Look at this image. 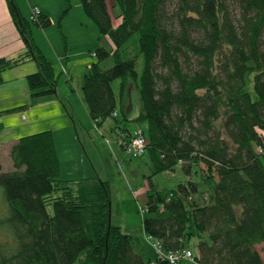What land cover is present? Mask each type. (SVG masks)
I'll use <instances>...</instances> for the list:
<instances>
[{"label":"trees","instance_id":"trees-1","mask_svg":"<svg viewBox=\"0 0 264 264\" xmlns=\"http://www.w3.org/2000/svg\"><path fill=\"white\" fill-rule=\"evenodd\" d=\"M6 1L27 51L0 59V85L6 71L27 62L39 70L27 76L30 104L0 111V119L54 99L62 103L58 75L33 37L34 27L46 30L52 20L42 13L27 20L16 0ZM80 3L99 41L111 42L97 49L98 61L84 77L89 116L97 129L113 120L111 131L122 143L138 132L148 142L145 235L165 254L191 251L192 259L180 264H264L255 249L264 245V0ZM129 78L140 95L131 122L146 125L137 131L120 123L113 90L116 80ZM10 157L13 170L4 172L0 155L9 207L0 219V264H170L114 223L108 181L98 174L62 178L53 131L21 137ZM179 165L187 181L159 189L153 178Z\"/></svg>","mask_w":264,"mask_h":264},{"label":"rangeland","instance_id":"rangeland-1","mask_svg":"<svg viewBox=\"0 0 264 264\" xmlns=\"http://www.w3.org/2000/svg\"><path fill=\"white\" fill-rule=\"evenodd\" d=\"M230 4L232 12L237 15L239 11L237 5L234 2ZM67 7L72 10V13L63 24L60 23L61 27L58 26L59 20H55L52 26L46 29L47 34L43 29L33 28V37L35 36L44 47V56L58 75V90L61 93L59 97L62 103L55 101L42 109L38 106L29 108L27 115L17 113L15 116L0 119V122L4 120L8 127L0 139V142L4 144L2 146L3 171L13 170L10 154H6L9 140L47 130L58 131L60 149L63 154L62 178L79 180L89 178L94 173L108 181L112 189L114 223L121 226L125 233L132 234L140 249L150 255L159 254L154 242L145 235L143 230L147 194L150 190L149 177L152 174L150 159L148 156L134 158L122 151L117 134L111 131L115 122L108 120L103 128H95L83 102L84 77L91 65L98 61L94 54L100 46L109 47L111 42L108 38L99 41V30L87 16L85 17L80 0H68ZM112 65L113 61L110 59L104 68L109 69ZM142 67L143 57H140L137 71L141 72ZM69 79H72V83ZM123 85L127 86L125 91H122ZM113 90L118 102L120 123L124 122L131 130L136 129L139 126L136 122H125V118L130 119L129 117L139 113L140 95L135 82L130 78L116 80L113 83ZM22 98L25 97L19 95L15 99L19 100V103H25ZM0 99L5 101L6 98L0 97ZM131 104L134 106V111L127 112L126 107ZM70 116H73L75 121L79 134L77 143L80 147L76 146V143H71L72 138L66 132V124L68 125L69 122L74 127ZM141 127L145 128L143 125ZM115 147L120 149L118 153L112 151ZM187 179L182 165H179L174 172L157 175L153 178V182L161 190H175ZM193 180L201 183L198 177ZM49 211L52 213L51 207ZM8 215L9 207L4 189L0 188V219ZM2 231L5 233L4 230ZM255 249L264 259V245H258Z\"/></svg>","mask_w":264,"mask_h":264},{"label":"crops","instance_id":"crops-1","mask_svg":"<svg viewBox=\"0 0 264 264\" xmlns=\"http://www.w3.org/2000/svg\"><path fill=\"white\" fill-rule=\"evenodd\" d=\"M67 1L68 0H16V3L20 9L22 16L26 18L27 20H31L33 9L38 8L42 14L48 16L52 20V22H55V20H59L63 16L64 12L68 9ZM71 13H72V10L69 9V13L62 20V24L71 15ZM85 17H86V14H85ZM47 32L48 30H45L46 34ZM39 33H42V32H39ZM34 41L37 47L42 51V53L45 54L44 47H42V45L37 41L35 36H34ZM26 51H27V47L25 45V42L22 39L20 32L18 31L17 27L15 26L10 16L7 1L0 0V59L18 58L19 56L23 55ZM38 70H39L38 65L35 62L30 61L16 69L6 71L3 74L4 82L2 85H0V97H4L6 99L5 101H2L0 99V111L17 108L20 106L30 104L31 98H30V91L27 85V76L32 73L38 72ZM71 80L72 79H69V81L72 83ZM73 92H75V90ZM58 93H59V96H61V93L59 92V90H58ZM19 95H22V97L23 96L25 97V98H22L23 100H25L24 101L25 103H19L20 101L15 99ZM55 101L58 102V100L54 99L50 102L40 103L39 105H36L34 107L36 108L38 106V107H41L40 109H42V108L47 107L48 105H51V103ZM34 107H31V108H34ZM126 110L127 112L134 111V106L132 104L127 105ZM17 113H20L23 115V114L29 113V110L27 109L25 111L16 112L14 114L4 115L3 118L10 117L12 115L15 116ZM138 114H134L132 117H129L130 119H128V117L126 119L128 121L135 120L138 117ZM2 124L4 126V130L0 133V139H2V133L8 129L4 120ZM136 124L139 126L136 127L134 131L140 130V128H142L140 124L138 123ZM143 126L146 127V125L144 124ZM66 129H67L66 132L70 135V138H72L71 143L72 144L76 143V146L80 147V145L77 143L78 137L76 136L74 127L73 125L70 124V122L68 123V125L66 124ZM142 129H145V128H142ZM54 137H55L57 151H58L61 163H62L63 154L60 149V140H59L58 131H54ZM19 139L12 138L11 140H9L10 143L8 145V151L6 152V154H10L11 148L13 147V145H15L19 141ZM3 145L4 144L0 142L1 160H2V154H3L2 153ZM112 151L118 153L120 149L115 147V149Z\"/></svg>","mask_w":264,"mask_h":264},{"label":"built area","instance_id":"built-area-1","mask_svg":"<svg viewBox=\"0 0 264 264\" xmlns=\"http://www.w3.org/2000/svg\"><path fill=\"white\" fill-rule=\"evenodd\" d=\"M39 14H41V12L38 8L33 9L31 19H36ZM118 144L120 148H122V144H124L123 150L127 153L128 156L134 158L145 156L148 148V142L140 132L133 136L127 144L125 142L122 143L120 139H118ZM155 246L159 252L158 256L168 260L170 264H180L182 260L192 259V253L189 250H185L181 253L165 254L161 250V246L158 243H155Z\"/></svg>","mask_w":264,"mask_h":264}]
</instances>
